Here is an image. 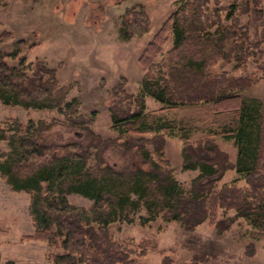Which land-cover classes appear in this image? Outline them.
Returning a JSON list of instances; mask_svg holds the SVG:
<instances>
[{"label": "trees", "instance_id": "16d2710c", "mask_svg": "<svg viewBox=\"0 0 264 264\" xmlns=\"http://www.w3.org/2000/svg\"><path fill=\"white\" fill-rule=\"evenodd\" d=\"M6 1L0 0V7ZM209 1L187 0L162 24L138 59L143 73L138 94L127 92L125 78L111 91L112 129L118 137L107 142L122 143L119 145L125 148L136 144L148 168L120 170L102 162L91 165L92 147L78 143L48 145L44 138L58 124L56 121L23 124L14 118L6 122V128L0 125V141L8 140L12 147L8 153L0 151V158H6L0 161V170L7 173L13 191L31 197L30 215L35 232L23 236V240L44 242L51 249L63 251L50 252L51 263L136 264L137 252L118 242L110 226L132 223L133 214L144 208L148 214L144 224L162 218L180 222L191 232L207 222L221 235L230 230L236 219L243 218L264 233V99L242 95L264 79V64L258 68L262 76H236L216 69L220 63L236 62L234 72L245 70L254 53L264 54V0L233 5L226 17L219 10L207 11ZM105 5L93 6L95 27L104 18ZM252 11H259L263 17V29L256 42L240 25V17ZM150 26L143 5L128 9L123 39L143 36ZM8 35L3 33L0 37ZM170 35L173 47L164 54L163 47ZM25 49L26 44L19 42L11 52H0L2 103L25 109L67 107V120L72 126L94 135L90 128L92 118H73L78 104L66 102L69 88L60 86L57 70L37 62L30 74L28 68L7 63L8 57L17 59ZM161 56L163 59L158 61ZM148 97L163 105L161 112L211 105L212 113L233 115L234 120L220 130L209 129L191 144L192 131L147 112ZM145 135H154L155 143L159 142L153 151L146 148L152 140H145ZM164 135L178 136L184 143V170L200 171L188 192L170 168ZM218 137L234 143L238 153L235 163L221 150ZM232 170L237 177L223 183ZM71 193L92 199V207L88 210L71 205ZM221 211L224 216L229 212L235 216L221 218ZM165 264L172 263L166 258Z\"/></svg>", "mask_w": 264, "mask_h": 264}, {"label": "rangeland", "instance_id": "374dc122", "mask_svg": "<svg viewBox=\"0 0 264 264\" xmlns=\"http://www.w3.org/2000/svg\"><path fill=\"white\" fill-rule=\"evenodd\" d=\"M187 0H7L0 7V52L12 51L16 43L24 42L26 49L17 59L7 58L12 67L28 68L29 73L37 62L47 68L57 70V80L61 87L69 88L67 103L78 104L77 114L94 120L91 131L73 127L67 120V107L61 109H25L6 106L0 100V125L6 128L9 119H18L23 124L39 121L50 124L56 121L53 129L45 135L44 141L51 146L78 143L92 147L94 154L91 165L102 162L120 170L148 168L138 154L134 144L125 148L109 143L116 139L112 129L110 114L111 91L122 78L127 81L126 90L130 94L141 91L143 73L138 59L145 47L152 41L162 24L168 20L179 6ZM247 0H210L207 11L217 10L226 17L233 5L240 6ZM106 4L104 18L95 27L93 6ZM143 5L150 17L149 32L143 36L123 39L124 15L128 9ZM92 12V14H91ZM100 15V14H99ZM230 25L231 22H224ZM263 17L259 11H252L240 17V25L249 31L251 41L259 39ZM214 30V29H213ZM173 36H169L163 47L167 53L173 47ZM161 56L158 61H161ZM264 64V54L254 53L248 59L245 70L234 72L236 62L220 63L218 71L230 72L236 76L256 73ZM223 66V67H221ZM245 97L264 99V79L249 91ZM163 105L151 97L147 98V112L154 113L177 125L178 128L192 131L191 144L206 135L209 129H222L234 120L233 115L212 113L211 105L180 107L161 112ZM186 127V128H185ZM165 156L174 170L176 179L187 192L200 171L184 170V143L178 136L164 135ZM149 151L159 144L154 135H145ZM221 150L228 154L232 163L236 162L237 149L233 142L217 138ZM11 143L0 141V151L8 153ZM6 158H0L4 162ZM237 177L234 170L228 171L223 183ZM243 184V183H242ZM133 198H136L133 195ZM73 206L90 209L94 201L78 193L68 195ZM31 197L27 193L15 192L8 182L7 173L0 170V264H53L48 260L49 253L62 254L63 251L51 249L44 242L24 241L23 236L35 232L30 215ZM147 210L134 213L132 223L118 222L110 226L114 238L121 244L135 250L136 264H264V233L258 232L251 223L243 218L236 219L234 225L224 234H218L214 226L207 222L194 231H187L180 222L166 221L162 218L144 224ZM234 212L221 218L233 217ZM252 251L254 252L251 255ZM142 254V255H141Z\"/></svg>", "mask_w": 264, "mask_h": 264}]
</instances>
